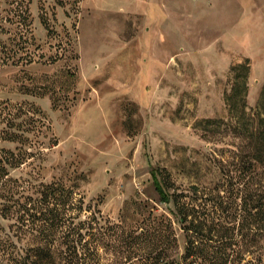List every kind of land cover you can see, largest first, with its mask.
<instances>
[{"label":"rangeland","instance_id":"374dc122","mask_svg":"<svg viewBox=\"0 0 264 264\" xmlns=\"http://www.w3.org/2000/svg\"><path fill=\"white\" fill-rule=\"evenodd\" d=\"M263 128L264 0H0V249L38 243L15 222L22 203L47 208V186L65 218L73 199L106 228L151 217L181 250L176 203L196 205L240 244L245 198L264 196L262 143L247 130ZM116 237L99 263L141 264L145 243L126 259Z\"/></svg>","mask_w":264,"mask_h":264},{"label":"trees","instance_id":"16d2710c","mask_svg":"<svg viewBox=\"0 0 264 264\" xmlns=\"http://www.w3.org/2000/svg\"><path fill=\"white\" fill-rule=\"evenodd\" d=\"M248 68V64L244 63L235 65L232 70L248 71ZM242 76L247 77V73L243 72ZM243 89L241 87L237 92L241 93ZM234 95H237L236 92ZM235 105L237 106L236 103L233 104ZM208 122L215 123L216 120H208ZM247 132L249 136H257L261 141L262 146L253 158L256 162L264 164V128L256 131L247 130ZM7 161L8 157L0 158V173L4 171L3 164H7ZM248 171L250 168L247 169ZM2 176L4 173L0 174V180ZM152 176L161 201L169 203L172 196L170 189L159 179L158 171H152ZM54 192L55 190L50 186L43 191L39 203L47 205L44 210L41 208L39 210L38 201L30 206L26 203L20 205L19 209L23 210V213L15 222L19 234L17 237L21 239L28 232H35L34 237L38 243L34 246L22 247L16 254L9 250L10 245L4 246V249H0V264H100L99 249L105 245L107 237L114 233L117 235L116 238H121V241H125L129 246L131 243L138 246L142 241L145 243L146 254H143L141 264H238L246 258L250 259V263L255 259L260 264L264 260V196L262 195L256 199L252 196L245 198L240 244L233 242L228 233L229 228L221 220L216 222L210 213L202 212L196 205L176 203L178 211L176 222L180 225L183 239L182 249L177 250L180 236H177L169 222L163 226V222L157 224L156 220L149 217L150 222L139 230L125 227L126 222H123L124 226L120 223L106 228L102 224V214L96 208L92 210L89 207L88 215L82 219L80 216L83 212L82 200L75 199L70 202L69 209L72 213L65 218L60 216L57 207L49 206ZM14 194L21 192L18 189ZM1 196L2 199L9 201L7 193H1ZM19 198L15 199L17 204L21 203ZM26 200L31 201L29 198ZM8 208L5 205L1 209L3 218H7ZM115 226L120 228L119 234L110 233ZM124 234H126L125 238L122 237ZM138 246L135 248L131 246L129 248L131 250H127L129 254L126 259L132 254L139 255ZM124 258L121 256L117 263L124 264L122 261Z\"/></svg>","mask_w":264,"mask_h":264}]
</instances>
